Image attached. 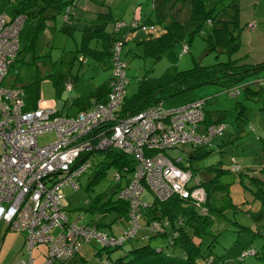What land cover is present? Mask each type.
Returning a JSON list of instances; mask_svg holds the SVG:
<instances>
[{"label": "rangeland", "instance_id": "1", "mask_svg": "<svg viewBox=\"0 0 264 264\" xmlns=\"http://www.w3.org/2000/svg\"><path fill=\"white\" fill-rule=\"evenodd\" d=\"M17 1L0 0V11L12 15ZM106 1L112 4L115 17L125 16L128 20H132L135 0ZM171 1L173 0H169ZM136 2H138L137 17L142 16L143 19L150 11L151 18L157 19L158 9L151 8L152 0H136ZM238 3L243 8L242 22L249 32L244 35L241 33L240 45L232 56H244L253 61L264 60V15H261L264 12V0H238ZM183 4L179 15L184 25L183 41L173 43L157 57L143 55L142 47L138 45L135 48L138 53L140 52L139 54H135L132 50L128 51V48L133 45L132 40L124 44L123 58L126 62L128 95L134 93L141 82L151 86L168 83L176 71L192 66L194 59L208 64L227 57L225 52L218 53L214 49H205L207 31L193 35L190 33L194 27V21L189 19L188 0H184ZM209 4L214 5L215 0H210ZM220 6L219 3L217 7ZM222 13L220 12L219 16ZM35 22L34 15H27L24 19L18 33L21 51L18 59L9 66L3 84H23L27 87L29 84L34 86L38 82L37 104L39 106H58L65 100L62 112L71 114L78 108V104L72 103V100L74 101L75 98H81L82 101L94 100L96 92L106 87L111 68L100 65L89 56L84 57L80 52L76 55V46L81 36L80 26L68 21L64 22L61 13L56 17L57 28L54 31L51 28L38 33L35 37L34 49L31 51L23 49ZM60 25H65L64 27L70 30V34L63 31ZM110 27L111 25L108 24V28ZM210 28L211 24H208L204 30L209 31ZM125 29H129V23ZM159 31L158 23L152 31L136 26L130 31L129 38L147 36L149 32L158 33ZM94 42L92 40V43ZM184 43L188 45L186 52H182ZM48 50L50 55L46 56L45 53ZM19 57H22L24 62H21ZM256 77H261L263 84L250 82L253 89H258L253 97L246 96L243 86L239 87V93L234 94L221 88L217 83H206L164 98V105L170 107L193 98L204 97L206 98L205 109L213 118L222 116L226 124L222 133L214 135L210 142L204 143L205 147L211 150L204 156L191 160L193 172L198 177L202 175L204 166L209 164L221 163L223 167H230L232 156L241 166L247 164L258 166L262 158L264 159V67L248 80ZM54 80L61 83L71 82L73 85L58 90ZM33 90L34 87L29 86L28 92H34ZM242 105L246 106L243 111L240 110ZM66 110L69 111L65 112ZM203 124V121H200L197 130H200ZM55 138L54 130L43 131L37 136L39 144L50 142ZM190 149H192L191 144H183L181 149H169V152L174 157L181 155L184 161H188L185 153ZM102 157L103 154L100 151L91 156L90 166L77 177L78 187L75 188L70 183L62 186L64 196L61 203L71 220L76 219L79 224L86 222L94 224L95 220L103 221L104 224L98 227L101 231L120 235L125 223L120 220L112 221L111 214L102 216L86 209L98 193L112 187L114 182L113 168H109L99 179L90 182L96 162ZM220 179L223 182L232 181L230 193L235 205L227 206L223 214L214 215L211 230L215 237L211 250L217 259L213 264H264V212L262 217L252 213L260 207V201L254 198L250 190L241 186L236 171L227 170L221 174ZM143 197L145 198V193ZM140 224L141 227L136 236L125 240L122 245L103 247L101 243L86 241L79 246L74 255L66 260L54 259L52 264H80L81 257L90 264H108L105 263L107 258L113 260L118 256H123L124 261H127L133 256L130 251L132 248L145 244H149L156 250L126 264H185L180 247L170 244L167 234L154 235L152 231L147 232L143 227L145 221L142 218ZM5 227L4 223L0 225V264H14L19 257L28 256L23 245L25 233L20 229L5 230ZM59 230V227H54L52 233L55 235ZM210 237L212 235H204L202 238L204 250H207L206 243ZM98 248L101 250L97 253L95 251ZM47 250V242L35 244L32 249L33 264H42L47 259ZM197 261L199 264H209L204 257H199Z\"/></svg>", "mask_w": 264, "mask_h": 264}, {"label": "built area", "instance_id": "2", "mask_svg": "<svg viewBox=\"0 0 264 264\" xmlns=\"http://www.w3.org/2000/svg\"><path fill=\"white\" fill-rule=\"evenodd\" d=\"M23 21L22 13L0 12V225L24 231L23 245L28 253L14 264H33L32 249L43 241L48 250L42 264L71 257L84 241L107 246L121 244L140 227V209L150 204L143 197L146 187L160 200L172 194L196 202L204 200L205 190L198 178L177 164L182 156L174 157L169 152L181 149L183 144L208 143L223 131L224 122L203 124L197 130L204 118L203 99L170 107L158 102L117 115L127 84L123 62L118 57V42L104 101L74 114L61 113L55 105L24 108L23 87L3 84L19 47L18 33ZM46 130H54L56 138L39 144L37 136ZM110 146L135 159L133 171L118 193L130 205L129 224L120 235L71 220L61 203L62 186L70 183L78 187L77 177L90 166L91 156ZM114 171L113 179L119 180L120 171ZM158 224V220H153L150 227ZM54 227L60 228L55 235Z\"/></svg>", "mask_w": 264, "mask_h": 264}, {"label": "trees", "instance_id": "3", "mask_svg": "<svg viewBox=\"0 0 264 264\" xmlns=\"http://www.w3.org/2000/svg\"><path fill=\"white\" fill-rule=\"evenodd\" d=\"M81 1L83 0H18L12 15L22 13L24 19L27 15H34L36 17L33 31L23 49L27 51L34 49L35 37L38 33H41L45 29L50 30L51 28L54 31L57 28L56 17L59 13L63 14L64 22L68 21L79 25L78 22L74 21L73 15L76 7H82ZM90 1L94 5L89 8L92 9L93 12L95 11L94 13L96 14L98 22L94 25H79L81 36L76 46V55L80 52L84 57H91L100 65L110 67L111 73L108 78L106 90L102 92L97 91L94 100L89 99L82 101L81 98H75L74 101H72V103L78 104V108L71 114L79 110L88 109L93 103L106 99L100 100L102 96L107 95L109 90V83L112 77V66L114 63L113 58L116 54L114 49L116 43L120 42L118 57L123 62V68L126 74V62L123 58V49L127 41H133V45L128 48V51L132 50L135 54H139L140 52L138 53L135 48L138 45L142 47L143 55L157 57L167 47L175 42L183 41L184 39V25L179 16L182 12L184 0H173L171 2H169V0H152L151 8L158 9L156 15L157 19H152L150 14H147L143 19L142 16L137 17L138 2L135 0V10H133L132 13L133 17L132 20L128 21L129 29L123 32H121L120 29L126 21L114 18L112 8L107 2L104 0ZM209 2L210 0H188L189 19L194 21V27L191 29L190 33L193 35L207 31L205 36V49H214L218 53L225 52L227 57L223 60L218 59L208 64L200 63L198 60L194 59V64L192 66L176 71L171 80L164 85L151 86L145 82H141L137 90L131 95H128L125 91L126 94L116 110L117 115L124 116L150 105H155L158 102H162L164 105L165 97L186 89H194L206 83H217L221 88L233 92L234 94L239 93V87L243 86L246 96H255L258 89H253L250 86V82L255 81L258 85H262L263 80L261 77H256L252 80L248 79L264 67V60L253 61L244 56H232V53L240 45L242 29L245 28V24L241 20L238 0H215L214 5H210ZM219 3L221 6L217 7ZM220 12H223L221 16H219ZM156 23L160 26V31L158 33L149 32L147 36L129 38V33L134 27L141 26L152 31L155 30ZM108 24L111 25L110 28H108ZM208 24H211L210 30H204ZM64 26L65 25H60L59 27L70 34V30ZM92 40L95 42L92 43ZM20 51L21 48L18 47L14 60L18 59ZM186 51H188V45L184 43L182 45V52ZM45 55H50L49 50ZM19 59L21 62H24L22 57H19ZM54 82L58 90L73 85L71 82L61 83L56 80H54ZM21 86L25 91L24 108H35L38 105L37 100L39 97L38 82H36L34 86L29 84L27 86L28 88L23 84ZM29 86L34 87V92H28ZM193 99H203V123L205 125L213 122H224L222 116L213 118L208 110L205 109L206 98L197 97ZM245 107V105H242L240 110L243 111ZM211 139L209 141H211ZM191 146L192 149L187 150L185 153V158H187L188 161H184L182 157L181 160L176 162L178 165L190 169L192 174L198 178L200 186L205 190L204 200L196 202L190 197L187 198L178 194H172L166 199L160 200L148 187H146L144 192L145 199L149 200L150 204L141 207L140 219H144L145 225L143 227L147 232L152 231L154 235L167 234L170 238V244L180 247L185 258V264H199L197 261L199 257H204L209 261V264H213L217 259L211 250V245L215 237L211 230L214 215L216 213L223 214L227 206L235 205L230 193L232 181L223 182L220 176L227 170L236 171L241 186L250 190L254 198L260 201V207L252 213L262 217L264 212V159L262 158V162L259 163L258 166L254 164L241 166L232 156V164L230 167H223L221 163L209 164L204 166L201 172L202 175L198 177L193 172L191 160L204 156L211 149L206 148L204 143L191 144ZM100 152L103 154V157L96 162L90 182L99 179L109 168L120 171L121 178L119 180L113 179L114 182L112 187L105 189L104 192L98 193L92 199V202L86 206V209L94 213H99L102 216L111 214L112 221L120 220L125 223V227H127L130 219V205L128 200L119 196L118 193L133 171L135 159L131 154L125 153L113 146L107 147ZM218 201L221 202L218 203ZM166 219L167 223H165ZM153 220H158L160 224L154 228L150 227V222ZM86 223L88 224L89 222ZM103 224L104 222L99 220H95L94 223L97 227ZM136 234L134 236H136ZM204 235H212L206 243L207 250L202 248V238ZM92 241L93 240H89L87 242ZM123 243L124 242L114 245V247L122 245ZM105 246L107 245H103V247ZM100 250L101 248H98L95 252L98 253ZM155 250L154 247L145 244L132 248L130 251L133 253V256L127 261H124L123 256H118L113 260L107 258L105 263L126 264L130 261H134L137 257ZM66 259L68 258L60 260ZM80 264L90 263H88L85 258L81 257Z\"/></svg>", "mask_w": 264, "mask_h": 264}, {"label": "crops", "instance_id": "4", "mask_svg": "<svg viewBox=\"0 0 264 264\" xmlns=\"http://www.w3.org/2000/svg\"><path fill=\"white\" fill-rule=\"evenodd\" d=\"M105 2H107L106 0H104ZM102 2V1H101ZM81 5H82V7H76L75 8V13H74V15H73V19H74V21L75 20H79V25L80 26H83V25H90V24H92V25H94V24H96L98 21H97V17H96V14L92 11V9H90L89 7H91L92 5H94L90 0H83V1H81ZM95 3V2H94ZM110 6L112 5V4H110L109 2H107ZM239 5H240V15H241V20H242V7H241V4L239 3ZM93 7H95V6H93ZM111 8H112V14H113V7L111 6ZM256 11V10H255ZM126 13H127V11H126ZM133 13V12H132ZM148 14H149V12H148ZM125 15V14H124ZM261 15H264V12H263V14H261ZM114 16V15H113ZM254 16H255V14H254ZM114 18H117V19H123V20H125L126 22H125V24L121 27V29H120V31L121 32H123V31H126L127 29H125V26L128 24V18L127 17H125V16H119V17H115L114 16ZM246 21H247V19H246ZM256 21V20H255ZM258 25H261V24H258ZM249 32V29L247 30L246 29V27L245 28H243L242 29V34L244 35V34H246V33H248ZM71 87H72V85H71ZM106 88H107V84H106V87L104 88V89H101V92L102 91H105L106 90ZM106 98V96H102L101 98H100V100L102 99H105ZM73 101V100H72ZM72 104V103H71ZM86 104V103H85ZM58 106H59V108H60V111L62 112V109L64 108V106H65V100L64 101H62L61 102V104H58ZM77 110V109H76ZM69 110H66L65 112H68ZM64 113V112H63ZM6 228V227H5ZM5 230H7V228L5 229ZM20 258V257H19Z\"/></svg>", "mask_w": 264, "mask_h": 264}]
</instances>
